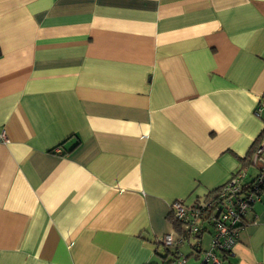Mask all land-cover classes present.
<instances>
[{
	"label": "crops",
	"instance_id": "obj_1",
	"mask_svg": "<svg viewBox=\"0 0 264 264\" xmlns=\"http://www.w3.org/2000/svg\"><path fill=\"white\" fill-rule=\"evenodd\" d=\"M263 97L264 0H0V264H200L172 205L257 178Z\"/></svg>",
	"mask_w": 264,
	"mask_h": 264
},
{
	"label": "built area",
	"instance_id": "obj_2",
	"mask_svg": "<svg viewBox=\"0 0 264 264\" xmlns=\"http://www.w3.org/2000/svg\"><path fill=\"white\" fill-rule=\"evenodd\" d=\"M263 110L264 97L255 112L256 115L262 117ZM262 119L264 121V117ZM255 159V163L260 162L259 175L254 181L247 183L244 189L245 180L241 172L230 179L207 201L196 202L192 206H187L182 201H175L172 205L173 218L186 228L189 236L176 240L173 235H166L162 238L161 245L171 248L178 247L192 236L203 235L210 228L205 229L203 223L209 219L211 222L208 223L213 228L212 245L210 250L203 253L200 264H220L217 254L232 252L245 225L247 213L259 201L264 191V138L257 146ZM184 263V259H178L171 264Z\"/></svg>",
	"mask_w": 264,
	"mask_h": 264
},
{
	"label": "trees",
	"instance_id": "obj_3",
	"mask_svg": "<svg viewBox=\"0 0 264 264\" xmlns=\"http://www.w3.org/2000/svg\"><path fill=\"white\" fill-rule=\"evenodd\" d=\"M257 146H258V144L256 143L255 145H254V147H253V149H252V151L249 153V155L243 160V169L244 168H247L250 164H251V162H252V158H253V153H255V151H256V148H257ZM242 171H240V172H238V173H241ZM237 173V174H238ZM236 174V175H237ZM235 175V176H236ZM245 186H247V183H245V184H243V189H244V187ZM220 189V188H219ZM218 189V190H219ZM212 196H214V195H212L211 194V196H209L207 199H210ZM172 218H173V216H172ZM171 219V218H170ZM208 222H211L209 219L207 220H205L204 221V223H203V225H205L204 227H205V229H207V228H209V223ZM245 223H246V217H245ZM174 225H175V228H179V227H181V223H179L177 220H176V222L174 221ZM184 228V227H183ZM206 232H209V231H206ZM206 232H204V234L206 233ZM203 234V235H204ZM203 235H198L199 237H202Z\"/></svg>",
	"mask_w": 264,
	"mask_h": 264
},
{
	"label": "rangeland",
	"instance_id": "obj_4",
	"mask_svg": "<svg viewBox=\"0 0 264 264\" xmlns=\"http://www.w3.org/2000/svg\"><path fill=\"white\" fill-rule=\"evenodd\" d=\"M209 229H211L212 230V226L210 225V228ZM193 237V236H192ZM202 243H203V247L205 248L206 247V245H207V243H208V247L210 248V246L212 245V242H211V234H210V232H206L205 234H204V237H203V239H202ZM188 246H187V244H185V246H183L182 247V251L186 254L187 252H188ZM201 254V257H202V253H200ZM200 260H201V258H200ZM194 260L191 262V264L193 263L194 264ZM198 264V263H197Z\"/></svg>",
	"mask_w": 264,
	"mask_h": 264
}]
</instances>
